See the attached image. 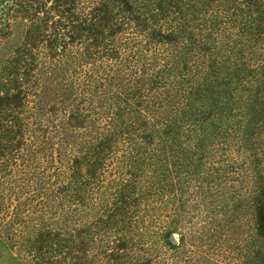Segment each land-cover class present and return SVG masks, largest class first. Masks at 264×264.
<instances>
[{"label": "trees", "instance_id": "1", "mask_svg": "<svg viewBox=\"0 0 264 264\" xmlns=\"http://www.w3.org/2000/svg\"><path fill=\"white\" fill-rule=\"evenodd\" d=\"M0 240L264 264V0H0Z\"/></svg>", "mask_w": 264, "mask_h": 264}, {"label": "rangeland", "instance_id": "2", "mask_svg": "<svg viewBox=\"0 0 264 264\" xmlns=\"http://www.w3.org/2000/svg\"><path fill=\"white\" fill-rule=\"evenodd\" d=\"M177 240L180 238L179 233H175ZM0 264H21L19 260L10 252L7 246L0 240Z\"/></svg>", "mask_w": 264, "mask_h": 264}, {"label": "water", "instance_id": "3", "mask_svg": "<svg viewBox=\"0 0 264 264\" xmlns=\"http://www.w3.org/2000/svg\"><path fill=\"white\" fill-rule=\"evenodd\" d=\"M170 239H171L173 242H176V241H177V237H176L175 234H172V235L170 236Z\"/></svg>", "mask_w": 264, "mask_h": 264}]
</instances>
